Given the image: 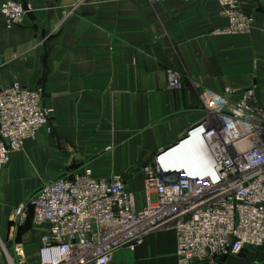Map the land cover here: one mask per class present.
<instances>
[{"label":"crops","instance_id":"0c3cea01","mask_svg":"<svg viewBox=\"0 0 264 264\" xmlns=\"http://www.w3.org/2000/svg\"><path fill=\"white\" fill-rule=\"evenodd\" d=\"M20 1L31 5L21 24L7 28L0 14V87L42 88L50 120L0 171V264L13 242L36 264L43 229L30 210L19 222L16 208L45 180L87 166L99 179L122 176L142 206V166L204 116L205 91L250 89L264 120V0L240 1L251 22L235 34L215 32L228 25L216 0ZM174 250L166 230L117 254L177 264Z\"/></svg>","mask_w":264,"mask_h":264},{"label":"built area","instance_id":"2783aa9c","mask_svg":"<svg viewBox=\"0 0 264 264\" xmlns=\"http://www.w3.org/2000/svg\"><path fill=\"white\" fill-rule=\"evenodd\" d=\"M216 1L228 18L216 33L249 30L241 0ZM30 10L18 0L0 4L7 28L21 24ZM179 85L174 74L171 87ZM203 97L204 116L142 166V206L122 176L99 179L87 166L45 180L19 203L17 220L30 210L32 224L43 229L36 264H111L119 251H133L147 234L166 230L175 234L177 264H224L221 256L264 246V120L249 104L250 89L225 87ZM49 120L42 88L19 82L0 87V171L26 139L49 130ZM188 143L197 147L195 167L172 159ZM14 251L6 264H28L22 244Z\"/></svg>","mask_w":264,"mask_h":264},{"label":"rangeland","instance_id":"374dc122","mask_svg":"<svg viewBox=\"0 0 264 264\" xmlns=\"http://www.w3.org/2000/svg\"><path fill=\"white\" fill-rule=\"evenodd\" d=\"M5 1V0H4ZM3 1V2H4ZM20 1V0H18ZM22 2V1H20ZM2 3V2H1ZM0 3V4H1ZM253 101V98L251 99ZM254 104V103H253ZM50 109V108H49ZM189 150V151H188ZM195 155V156H194ZM176 156H181L182 158L179 160L181 164H189L196 163L198 162V157H197V152L191 150V147H185L184 149L176 152L174 154V158ZM194 158V159H193ZM196 158V159H195ZM18 242H13L11 245H4L3 247V252L4 254L7 253L10 254L12 258H15V251H14V245ZM27 254V253H26ZM232 256V255H230ZM130 252H121L119 254H116L111 262V264H133V262L130 260ZM228 258H234V257H228ZM261 259L264 260V246L258 247L256 249L251 250L248 254L245 260L237 259L238 264H256L260 261ZM6 264V263H5Z\"/></svg>","mask_w":264,"mask_h":264},{"label":"bare ground","instance_id":"6f19581e","mask_svg":"<svg viewBox=\"0 0 264 264\" xmlns=\"http://www.w3.org/2000/svg\"><path fill=\"white\" fill-rule=\"evenodd\" d=\"M185 147H191V150H193V151H196L197 152V147L195 146V143H188V144H185V145H182L179 149H177L176 151H174V154L176 153V152H178V151H180V150H182V149H184ZM189 151V150H188ZM174 154L172 155V159H173V161L175 162V163H177V164H179V165H182V166H187V167H195L197 164H198V162H196V163H192L191 165H190V163L189 164H181L180 162H179V160L182 158L181 156H176V158H174ZM195 156V155H194ZM197 157L199 158V155L197 154ZM183 159V158H182ZM194 159V158H193ZM196 159V158H195ZM199 160V159H198Z\"/></svg>","mask_w":264,"mask_h":264},{"label":"water","instance_id":"95a60500","mask_svg":"<svg viewBox=\"0 0 264 264\" xmlns=\"http://www.w3.org/2000/svg\"><path fill=\"white\" fill-rule=\"evenodd\" d=\"M184 137H185V134H184L183 136H181V137H180V138H179L174 144H176L179 140H181V139L184 138ZM174 144L168 146L167 148L173 146ZM167 148H165V149H167ZM165 149H162V150H160V151H163V150H165ZM160 151H159V152H160ZM159 152H157V153H159ZM238 255H240V256H242V257H245V255H246L245 250H242ZM224 259H225V256H221L220 260H221V261H224ZM256 264H264V260L261 261V262H258V263H256Z\"/></svg>","mask_w":264,"mask_h":264},{"label":"trees","instance_id":"16d2710c","mask_svg":"<svg viewBox=\"0 0 264 264\" xmlns=\"http://www.w3.org/2000/svg\"><path fill=\"white\" fill-rule=\"evenodd\" d=\"M249 104H250L251 106L255 107V105L253 104V101H252L251 99L249 100Z\"/></svg>","mask_w":264,"mask_h":264}]
</instances>
